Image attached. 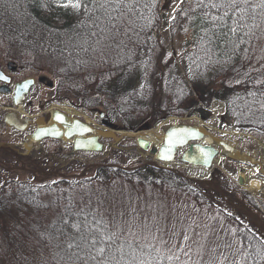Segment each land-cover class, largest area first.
Here are the masks:
<instances>
[{"label":"trees","instance_id":"16d2710c","mask_svg":"<svg viewBox=\"0 0 264 264\" xmlns=\"http://www.w3.org/2000/svg\"><path fill=\"white\" fill-rule=\"evenodd\" d=\"M51 3L52 0H0V61L12 62L27 72L48 68L56 80L52 92L56 101H69L88 111L100 108L115 123L135 124L138 115L141 121L151 112L155 116L153 101L157 84L162 82L168 98L165 115L184 116L199 105L209 108L213 101H223L225 115L236 128L264 135V10L257 7L254 20L249 10L233 36L229 31L235 18L232 12L224 24H214L211 16L223 12L208 7L209 0L203 4L199 0H183L173 23L180 22L194 31L193 49L185 55V78L173 60H158L163 52L154 33L161 23V0H155L154 7H145L152 5L153 0H140L135 14L126 13L100 44L94 43L95 37H87V52L80 45L87 33L98 29L91 27L90 21L80 27L85 16L75 21L69 12H64L63 21L57 23L49 11ZM250 4L258 5L259 0H250ZM253 23L256 27H251ZM244 65L253 67L245 72ZM77 165L85 166L80 162ZM116 184L155 190L180 185L193 200L202 203L204 198L200 189L184 179L150 165L129 171L98 167L91 177L36 185L7 181L0 185V253L2 248L9 249L16 256L37 259L41 264H96L88 258V249L81 239L99 236L83 227L87 217L89 224L93 218L103 220L110 232L117 233L113 248L122 242L131 243L138 257L151 259L155 264L154 258L159 254L165 257L163 264H169L160 249L157 253L155 239L141 231L124 236L109 227L107 205L115 198ZM223 217L234 229L240 245L238 264H264L258 255V251L264 253L261 235L238 219ZM74 223L81 224L80 232L72 227ZM10 225L23 231L11 235ZM19 239L22 242L18 245ZM70 243L81 247L69 248ZM128 251L125 247L126 258Z\"/></svg>","mask_w":264,"mask_h":264},{"label":"rangeland","instance_id":"374dc122","mask_svg":"<svg viewBox=\"0 0 264 264\" xmlns=\"http://www.w3.org/2000/svg\"><path fill=\"white\" fill-rule=\"evenodd\" d=\"M180 4V0H161L159 6L161 23L154 36L159 41L163 52L158 60L160 62L173 60L179 74L187 78L185 55L193 49L194 31L181 26L180 22L173 23L172 17L175 16ZM49 11L54 13L57 23L63 21L64 9L56 7L52 2ZM68 12L75 21L81 20L84 16L83 13L76 15L71 13V10ZM60 15L62 16L60 17ZM252 67L253 65H244L242 70L251 71ZM160 68L163 69L161 63ZM25 73L28 74L27 76L40 77L48 83H56L48 68ZM162 78L164 79V73H162ZM153 102L152 111L155 116H152L151 112L148 117L141 121L142 117L138 115L135 124L115 123L111 121L107 111L100 108L91 111L77 110L82 114L83 117L81 118L84 121L88 119L89 122L87 123L103 131V128L97 126V119L100 114L106 115L118 127V133H114L118 140L115 142L111 138L101 139L104 145L102 151L92 154L75 152L70 143L63 142L61 145L62 169H69L72 166L77 176L91 177L94 169L88 171V168L92 165L116 166L113 163L116 161L124 167L132 168L146 163H155L152 152H145L138 148L135 139L122 136L119 132H134L148 127L146 130L159 128L163 133L171 125L182 123L191 126L206 124L211 133L221 141L240 153L261 160L264 170V149L255 141L264 143V136L259 137L252 130L237 129L233 121L224 115V102H212L209 108L199 105L175 123L169 121L171 116L165 115L163 112L166 109L168 98L164 94L162 82L157 84ZM172 118L176 119L177 117L173 116ZM235 132H238L239 135H236ZM179 157L180 153L177 154V158ZM77 162H81L85 166L79 167L76 165ZM47 172L46 170L45 173ZM182 173L186 177H192V181L188 182L191 187L198 186L202 189L204 197L202 203L188 197L182 191L183 186L180 185L171 186L166 190H155L154 188L133 189L116 184L113 191L115 198L107 205L110 209L106 215L109 227L124 236H130L131 233L140 231L145 233L149 238L156 240L157 248L166 256L179 257L178 260L172 261V264H238L240 245L235 238L234 229L223 215L230 214L232 219L237 217L255 230L251 225L253 220L250 223L240 211H237L236 208L241 205L245 209L244 212L255 213L259 222L264 225V183L263 189L257 194L241 189L246 187L249 180L263 177L259 166L250 163L248 160L242 162L219 156L213 162L210 170L193 168L185 169ZM12 175L14 174L0 167V178L6 179ZM18 177L24 180L21 182L32 185L53 182L40 181L37 178H35L36 181H26L34 178L30 173H22ZM4 182L7 181L0 180V185ZM227 204L232 205L229 207ZM8 231L11 235L16 236L23 230H18L10 225ZM185 236L188 237L187 240H185ZM1 239L3 240V237ZM19 241L18 245L21 244L22 240L19 239ZM0 264L41 263L37 259L32 261L25 257L16 256L13 251L2 248Z\"/></svg>","mask_w":264,"mask_h":264},{"label":"flooded vegetation","instance_id":"af4514ba","mask_svg":"<svg viewBox=\"0 0 264 264\" xmlns=\"http://www.w3.org/2000/svg\"><path fill=\"white\" fill-rule=\"evenodd\" d=\"M25 72L22 67L0 61V74L7 77L0 80V167L14 174L0 180L24 181L18 177L22 173H30L34 177L26 181H36L35 178L40 181L67 180L75 169L72 166L62 169L63 141H31L38 121L58 110V102L52 93L53 82L27 76ZM29 81H32L30 87L24 90ZM236 209L243 213L241 205Z\"/></svg>","mask_w":264,"mask_h":264},{"label":"snow or ice","instance_id":"6c2138e0","mask_svg":"<svg viewBox=\"0 0 264 264\" xmlns=\"http://www.w3.org/2000/svg\"><path fill=\"white\" fill-rule=\"evenodd\" d=\"M52 2L56 7L64 9L65 12L71 10V13L76 15L83 13L85 20L80 21V27L86 26V21H90L91 27L98 29V31H91L86 34L84 43L80 45L81 49L85 52L88 51V47H85V45H88L89 43L87 37H95L96 39L94 43L100 44L101 41L105 39L107 33H109L112 29L117 28L116 22L122 19L126 13L135 14L140 4V0H52ZM180 2L182 3L183 0H180ZM199 3L203 4L204 0H199ZM42 6L46 7L43 3ZM154 6L155 0H153L152 5L145 4V7ZM207 6L223 12V15L211 16V22L214 24L216 22L224 24L225 18L229 17V13L232 12L234 14L235 18L233 19V24L229 28V31L233 36H235L241 26L239 22L243 20L245 16L249 15V10H251V13L253 14V20L255 19V11L257 7L264 10V0H259V4L255 6L250 4V0H220L219 3L215 2V0H209V4ZM113 13H116V15H113ZM140 18H143V14H141ZM172 19H175V16H173ZM148 23H151V19L148 20ZM76 26L77 25H74V27ZM244 26L249 27L248 25ZM251 27H256L255 23H253ZM93 51H95V48H93ZM6 79L7 77L0 74V80ZM25 87H27V85H25ZM55 118L62 123L64 122L63 116L59 114H57ZM75 128L82 132L90 131V129L83 128V126L79 124H76ZM50 131L52 134L58 135V132H56L55 129H41L40 132L37 133V139H39L41 135L49 134ZM197 135V133L186 128L170 131L166 137L165 147L161 150V159H171L172 150L177 144L184 143L188 136L196 137ZM76 146L81 147L79 143ZM199 151L203 153L205 157L210 155V153L205 152L204 149H199ZM205 162H207L206 159ZM72 227L77 232L81 231L80 223H74ZM83 227L89 233L96 232L99 234L98 238L94 235L81 237L84 241V247L88 249V258L96 261V264H153V260L151 259L146 260L138 257L137 251L131 243L125 245V243L122 242L113 248V245L116 244L117 233L110 232L103 220H95V218H93V221L89 224L87 222V217H85ZM187 239L188 237L185 236V240ZM74 246L77 248L81 247L79 244L73 245L70 243L68 245L69 248H73ZM125 247L129 249L127 253L128 258L125 256ZM148 247L152 248L153 246L148 245ZM156 251L159 253V249ZM258 255L261 259H264V253H260L258 251ZM164 259L165 257L158 254L154 258L155 264H163ZM166 259L169 261V264H172V261L178 260L179 257L168 255Z\"/></svg>","mask_w":264,"mask_h":264},{"label":"water","instance_id":"95a60500","mask_svg":"<svg viewBox=\"0 0 264 264\" xmlns=\"http://www.w3.org/2000/svg\"><path fill=\"white\" fill-rule=\"evenodd\" d=\"M29 82L32 83V81H29ZM29 82H26L25 85H27V87L24 86V90H27L29 88L31 84ZM57 114L63 116L64 118L63 123L55 118ZM76 124L83 126V128L90 129V131L82 132L79 129L75 128ZM98 125L106 127L107 129H109V131H101L99 129L91 127L90 125L82 122L79 119L68 118L64 114L55 111L50 116L46 117L45 119H40L38 121V124H37L38 127L35 133L33 134V136L31 137V139L34 142H39L42 139H57V140H62V141L72 140L74 151L99 152L103 149V145L99 142L101 138L103 139L111 138V139H114L115 141L117 140L115 139V136L112 133L113 131L111 130L113 128V124L109 122L107 117L101 115L98 120ZM184 128L190 129L193 132L197 133L198 135L196 137L188 136L184 143L177 144L172 150L171 159L169 160L161 159V150L162 148L165 147L167 134L170 131H173L176 129H184ZM41 129H48V130L55 129L56 132H58V135H54L50 131L49 134L41 135L40 138L37 139V133L40 132ZM139 131L141 130H138L137 132ZM207 135L210 136L211 139H213L216 146H218V148L221 150L220 153L216 148L210 145L203 144ZM136 142L139 148H141L142 150H147L150 146L148 141H145L142 139H137ZM78 143L81 145V147L76 146ZM199 149H204L205 152L210 153V155L205 157V155L201 153ZM181 150H184L181 153V157H180V161L182 163L195 166V167H204L207 169L211 167L214 159L219 154L224 157L232 158L234 153L238 152L237 150L233 149L229 145L225 144L223 141L214 137L213 135H209L207 130L203 127H197V126L191 127L187 125H172L163 133L162 144L159 147V149L156 152H154L156 153L155 160L158 162H163V163H172L175 160L176 153ZM205 159L207 160V162H205ZM247 215L250 218L254 217L251 213H247Z\"/></svg>","mask_w":264,"mask_h":264},{"label":"bare ground","instance_id":"6f19581e","mask_svg":"<svg viewBox=\"0 0 264 264\" xmlns=\"http://www.w3.org/2000/svg\"><path fill=\"white\" fill-rule=\"evenodd\" d=\"M58 109H60L62 112H65L67 115H76L78 117H83L81 113L74 111L71 107H69V105L63 104L60 105L59 107H57ZM221 108V107H220ZM223 108V107H222ZM222 110V109H221ZM169 121L172 122H177V119L175 118H170ZM86 122H89L88 119H86ZM120 134H122V136H130V137H134L135 139H142L145 141H148L151 145V149H158L161 144H162V136L163 133L160 131L159 128H155V129H151L148 131H139V132H119ZM236 135H239L238 132H235ZM258 145L264 149V143L263 142H259L257 140H255ZM204 143L206 145H213L214 141L213 139H211L210 136L207 135L206 139L204 140ZM233 159L238 160V161H249L250 163L254 164V165H258L259 169L262 172V175L264 176V170L262 167V161L255 158H251L248 155H245L243 153L237 152L234 153V155L232 156ZM263 183L261 180L258 179H253L250 180L249 182V190L254 191L256 194L258 193V191H260L261 189H263Z\"/></svg>","mask_w":264,"mask_h":264}]
</instances>
